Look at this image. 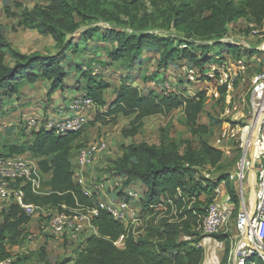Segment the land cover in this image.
<instances>
[{
    "label": "trees",
    "instance_id": "trees-1",
    "mask_svg": "<svg viewBox=\"0 0 264 264\" xmlns=\"http://www.w3.org/2000/svg\"><path fill=\"white\" fill-rule=\"evenodd\" d=\"M168 1L124 0L120 3L114 0H46L44 5L26 8L19 18L18 26L51 36L64 49L57 55L47 57L26 55L11 46L0 27V103L3 96L15 95L24 80L35 83L40 77H44L52 81L54 88L61 86L65 77L63 62L67 57L66 51L74 44L69 41L70 37L78 30L80 22L88 21L93 15L113 26L103 36L112 46L107 49L106 55L114 61L126 59L129 69L142 61L141 54L145 48L161 53L165 67L170 63H177L179 67L187 65L202 68L209 61L206 50L208 44H203V39L221 31L227 23L243 18H251L259 26H264V0H242L239 4L233 0H177L179 4L172 6L174 18L170 16ZM147 3L152 7L151 12L147 10ZM5 12L9 17H18L10 7H6ZM152 16L157 20L162 17L172 18V25L177 30H189L186 31L189 38L186 42L180 38L179 44H175L177 39L173 36L150 32L158 29L151 25ZM127 27L131 31H127ZM96 32H99L98 28L87 30L84 40L94 38ZM183 43H186L185 47L182 46ZM200 50L204 53L200 54ZM7 52H11L16 59L14 66L5 62ZM252 52H247L248 58ZM240 53L238 52L239 55ZM85 86L84 93L92 97L98 106L107 105L105 91L110 87L109 83L91 76ZM220 90L225 93L226 86ZM205 93H200L196 98L172 91L169 94L155 91L143 94L138 87L126 84L117 91L106 115L113 118L120 115L134 116L132 127L123 130L125 137H131L139 132L143 120L148 116H167L182 107L185 124L197 135V121L204 109ZM33 136V141L27 148L12 147L8 154L3 155H22L29 151L34 158L39 159L42 170L47 175L50 174L45 181L48 194L36 195L29 186H25L27 201L65 211L67 209L62 208L63 204L69 208L77 204L98 206V196L85 195L74 179L73 149L81 131L57 135L54 131L43 128L33 132ZM188 145L185 155L179 154L178 144L171 143L170 147L164 145V139L160 145L142 142L126 146L115 170L124 178L125 186L140 182L147 189L144 199L140 201L143 232L136 237L132 228L128 230L110 212L101 210L94 219L97 233L88 236L84 246L74 250V257L68 259L67 263L201 264L203 249L197 246L199 241L193 238L180 239L183 238V227L172 221L167 214L177 208L181 217L189 215L202 218L210 203L202 205L197 201L195 207L181 209L188 202L197 200L200 194L211 195L215 186L226 182V175H221L217 180H209L204 176L197 179L198 171L195 167L208 164L215 166L222 159L223 151L205 139L201 140V151L193 149L190 143ZM233 200L236 202L238 199L234 196ZM159 206L167 208L168 213L164 215V210ZM30 221L16 205H12L5 213L0 223V262L13 257L9 247L19 245L25 239V226ZM123 234L126 235L124 245L120 246L116 242ZM214 236L219 239L227 237L224 234ZM227 241L221 264L228 262L231 244ZM255 264L264 262L256 259Z\"/></svg>",
    "mask_w": 264,
    "mask_h": 264
},
{
    "label": "rangeland",
    "instance_id": "rangeland-1",
    "mask_svg": "<svg viewBox=\"0 0 264 264\" xmlns=\"http://www.w3.org/2000/svg\"><path fill=\"white\" fill-rule=\"evenodd\" d=\"M77 1V0H74ZM120 3L124 0H114ZM239 4L242 0H233ZM39 4H46V0H0V27L3 36L10 42L11 46L26 55H39L42 57L57 55L64 49L63 45H58L51 36L39 33L35 29H29L18 26L19 18L26 8L32 9ZM177 0H169V13L174 18L172 6H177ZM15 12L18 17H9L6 15L5 8ZM106 7V6H105ZM108 7V4H107ZM147 10L152 11V7L147 3ZM172 18L156 19L152 16L151 25L158 29L151 30L159 34H165L175 37V44H179V39L187 41L189 33L179 31L172 25ZM80 21V19H78ZM255 21L251 18H243L237 21L229 22L225 27L209 37L203 39V44H208L207 59L212 61L215 56L221 57L228 55L230 61L234 62L238 57H248L247 52L256 47L258 38L253 36L250 31ZM98 28L99 32L95 33L94 38L85 39V32L89 29ZM113 26L104 21L99 16L93 15L86 22H80L78 30L70 37L73 45L67 49V57L63 62L65 72L64 82L61 86L54 88L52 81L40 77L35 83L24 80L18 87V92L12 96H3L0 103V155L9 153L12 147H28L33 141V132L40 129L54 130L55 121H60L71 115L70 105L78 95H83L86 91V84L90 77L96 80H104L110 84L105 91L107 101L106 106H98L88 114V124L81 131L79 140L76 141L73 149V168L78 170L77 157L79 150L85 146L96 144L102 140L109 144L110 153L106 157H99L94 167L86 171V179L105 181L110 185L113 181L123 178L115 168L118 167L119 161L124 153V148L131 144L147 142L152 145H160L164 139V145L170 147L171 143L178 144L179 154L185 155L188 151L189 143L192 148L201 151V140L205 139L211 145L223 147L222 159H219L215 166L203 165L196 166L198 171L197 179L202 176L209 180H217L221 175H226L225 186L230 192V198L233 202L234 211L230 220L229 232L234 241L237 230L235 228L236 217L241 205V194L239 193L238 171L240 160L242 158V147L240 141L223 140L217 144V139L222 130V122L227 119H236L240 125H246L250 119L248 99L251 89V78L253 75L264 70V62L258 61L253 50V60L247 61V70L245 74L237 77L232 90L226 86L223 93L217 88L218 94H215V86L212 83L211 88L203 83L188 82V76L183 68L177 63H170L169 66L163 65L161 53H156L149 48H145L141 54L142 61L136 63L134 68L129 69V62L126 59L119 61L111 60L107 55V49L112 47L108 41L104 40L109 29ZM188 28V27H186ZM127 31L130 27L126 28ZM189 31V30H188ZM263 32L264 29L261 28ZM183 47L186 43H183ZM181 46V47H182ZM231 46V47H230ZM244 50H238L240 48ZM230 49V50H229ZM229 50V51H228ZM238 52H241L240 55ZM204 52L200 50V54ZM5 62L12 66L15 65L16 59L11 52H7ZM186 63V62H184ZM126 84L138 87L143 94L150 91L169 94L178 93L185 97L196 98L200 93H205L204 109L198 117L197 131L193 134L192 129L185 124L184 109L178 108L170 115H152L143 120L139 132L131 137L123 135L124 129L132 127L134 116L120 115L117 118L106 115L111 103L117 96V91ZM166 86L169 90H166ZM80 87V88H79ZM164 87V88H163ZM166 90V91H165ZM237 110L234 111V106ZM227 109L231 113L226 114ZM103 115H106L103 117ZM30 120H37L39 124L31 125ZM218 149V148H217ZM177 152V150H176ZM28 159L38 161L29 151L22 154ZM249 157L251 154L248 155ZM253 169V168H252ZM251 169V170H252ZM252 172V171H250ZM50 174L46 176V179ZM224 181V180H223ZM252 184L245 186V193L250 194L251 202H254V187ZM222 183V182H221ZM219 183V184H221ZM139 197L133 201V207L136 209L137 216L141 218L140 201L144 199L146 187L138 183ZM121 195V192H117ZM237 197V201L233 197ZM116 198V195H112ZM214 195L203 193L195 201L188 202L184 208H193L197 203L207 205L213 201ZM247 198V196H246ZM198 201V202H197ZM248 201V200H247ZM164 210L167 208L159 206ZM200 212H197L199 214ZM168 217L183 227V238L185 240L194 239L201 241L203 232L199 229L200 217L189 215L180 216L175 208L174 212H169ZM142 219V218H141ZM48 218H32L25 226V239L16 246H10L13 254L11 264H70L67 260L74 257L72 249L64 245L60 239H55L47 235ZM198 222V224H196ZM137 231L143 224H135ZM35 235L29 240V235ZM141 234V233H140ZM140 234H137L138 237ZM231 241V240H230ZM123 245V244H119ZM196 246V245H195ZM204 256V252H203Z\"/></svg>",
    "mask_w": 264,
    "mask_h": 264
},
{
    "label": "built area",
    "instance_id": "built-area-1",
    "mask_svg": "<svg viewBox=\"0 0 264 264\" xmlns=\"http://www.w3.org/2000/svg\"><path fill=\"white\" fill-rule=\"evenodd\" d=\"M256 23V22H255ZM264 26L252 24L250 33L258 38L256 47L252 48L258 61L264 62ZM251 49V50H252ZM244 50V48H240ZM252 50V51H253ZM250 57H238L234 62L230 61L228 55L208 61L204 67L193 68L183 65L188 76L186 80L192 83H203L215 88L214 93L218 94L217 88L232 86L239 75L245 74L247 61L253 60ZM164 88V87H163ZM166 90H169L166 86ZM165 90V91H166ZM250 119L246 125H240L236 119H227L222 123V130L217 144L223 140L240 141L242 147V158L238 171L239 193L241 194V205L236 217L235 228L237 234L233 241L229 232L230 220L234 211L233 202L230 199H220L222 185L214 188V198L209 204L206 214L200 219L199 229L204 236L224 234L231 240L227 264H255L256 259L264 262V70L251 78L250 96L248 99ZM98 107L94 99L86 93L78 95L70 105L71 115L60 121H55L52 131L57 135H67L73 131H82L88 124V114ZM238 106H234V111ZM231 113L227 109L226 114ZM31 125L39 124L37 120H30ZM256 144V145H255ZM255 146L257 150L255 151ZM223 149V147H216ZM253 151L254 155H253ZM110 153L109 144L102 140L79 150L77 157L78 170H74V179L81 186L85 195L98 196V206H84L77 204L75 207L62 205L58 207L41 206L30 203L26 198L25 186H29L32 193L36 195L48 194L45 185L47 174L42 170L38 161L28 159L23 155L0 156V223L5 213L12 205L18 206L30 219L38 217L48 218L46 233L52 238L60 241L68 248L78 250L83 247L88 236L97 233L94 226V219L101 210H106L112 216L123 222L127 229L134 235L143 232V227L135 230V224H141L142 219L137 216L133 201L139 197L138 183L124 185V178L111 182L107 185L105 181L87 180L86 171L96 164L97 158L106 157ZM251 154L249 157L248 155ZM258 165L256 168L255 166ZM255 171V205L251 202L250 194L245 193V186L251 185V169ZM121 192L118 195L117 192ZM116 195L113 198L112 195ZM247 196V198H246ZM248 200V201H247ZM143 224V223H142ZM31 233L28 237L32 240ZM125 234L121 235L116 244H123ZM121 246V245H120ZM12 258L1 261L0 264H11Z\"/></svg>",
    "mask_w": 264,
    "mask_h": 264
},
{
    "label": "crops",
    "instance_id": "crops-1",
    "mask_svg": "<svg viewBox=\"0 0 264 264\" xmlns=\"http://www.w3.org/2000/svg\"><path fill=\"white\" fill-rule=\"evenodd\" d=\"M221 185L222 191L220 199L223 201L230 199V192L226 189L225 182H222ZM226 238L219 239L216 238V236L211 235L204 236L201 241L197 242V246L201 247L204 252L201 264H221L222 258L225 254L226 244L228 243L227 240H229V238Z\"/></svg>",
    "mask_w": 264,
    "mask_h": 264
},
{
    "label": "bare ground",
    "instance_id": "bare-ground-1",
    "mask_svg": "<svg viewBox=\"0 0 264 264\" xmlns=\"http://www.w3.org/2000/svg\"><path fill=\"white\" fill-rule=\"evenodd\" d=\"M256 145V144H255ZM257 150V146H255V151ZM255 151H253V155H254V152ZM252 182H253V187H254V189H253V191H254V202H253V205H255V181H254V179H252Z\"/></svg>",
    "mask_w": 264,
    "mask_h": 264
},
{
    "label": "water",
    "instance_id": "water-1",
    "mask_svg": "<svg viewBox=\"0 0 264 264\" xmlns=\"http://www.w3.org/2000/svg\"><path fill=\"white\" fill-rule=\"evenodd\" d=\"M255 167L257 168L258 165H256ZM251 171H252V172H251V179H254V181H255V174H254L255 171H254V169H252ZM251 186H252V184H251Z\"/></svg>",
    "mask_w": 264,
    "mask_h": 264
}]
</instances>
